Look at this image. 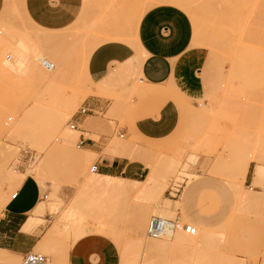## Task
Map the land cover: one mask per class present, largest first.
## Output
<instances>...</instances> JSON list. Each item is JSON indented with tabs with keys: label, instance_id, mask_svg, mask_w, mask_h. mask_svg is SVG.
<instances>
[{
	"label": "rangeland",
	"instance_id": "obj_1",
	"mask_svg": "<svg viewBox=\"0 0 264 264\" xmlns=\"http://www.w3.org/2000/svg\"><path fill=\"white\" fill-rule=\"evenodd\" d=\"M163 4L192 20V45L207 52L212 78L206 95L193 102L174 85L153 87L138 74L126 88L93 91V52L105 41H134L143 15ZM40 34L61 41H39ZM155 91L178 104L173 134L156 141L122 136L133 99ZM92 96L106 108L97 111L108 123L101 153L79 147L81 132L70 126ZM118 142L129 146L117 149ZM110 155L146 166L135 161L137 169L119 175L125 187L85 185L98 173L97 160ZM22 178L40 188L44 212L33 251L48 264H66L70 247L94 236L116 246L119 264H264V0H82L75 22L60 30L34 26L19 9L0 17V217ZM153 216L181 225L152 238ZM3 255L0 264L21 263Z\"/></svg>",
	"mask_w": 264,
	"mask_h": 264
},
{
	"label": "crops",
	"instance_id": "obj_2",
	"mask_svg": "<svg viewBox=\"0 0 264 264\" xmlns=\"http://www.w3.org/2000/svg\"><path fill=\"white\" fill-rule=\"evenodd\" d=\"M81 6L82 0H0V17L19 9L34 26L60 30L75 22ZM37 39L43 41L42 34ZM193 39L192 20L182 8L170 4L150 8L140 20L134 41L123 40L129 44L105 41L106 44H101L93 52L88 73L86 68L93 91L97 90L96 86L106 91L126 88L138 74L150 86L174 85L188 100L195 102L202 99L212 78L205 73L207 52L200 46H193ZM133 101L129 123L119 129L121 135L136 134L140 138L156 141L173 134L180 121V109L167 92L155 91L142 98L135 97ZM87 103L106 111L99 97L92 96ZM99 117L98 113L86 114L79 122V131L80 139L84 140L82 146L101 153L107 134L100 130L108 123ZM114 146L120 149L122 143H114ZM135 161L142 162L110 155L98 159L95 164L98 173L119 176L137 169ZM247 171L248 166L245 175ZM16 192V198L11 197L3 206L0 249H6L15 257H23L34 252L39 241L36 224L29 231L23 228L31 217L37 220V215L41 214L35 213L41 205L40 188L34 180L25 178ZM32 212L34 214L30 216ZM65 263L119 264L118 251L111 241L94 236L89 242L83 239L75 242L67 252Z\"/></svg>",
	"mask_w": 264,
	"mask_h": 264
},
{
	"label": "built area",
	"instance_id": "obj_3",
	"mask_svg": "<svg viewBox=\"0 0 264 264\" xmlns=\"http://www.w3.org/2000/svg\"><path fill=\"white\" fill-rule=\"evenodd\" d=\"M103 109L98 107L97 105H92L89 103H84L82 107L79 109L78 113H76L70 120V125L74 129L79 128V122L82 117L86 116L88 113H98L99 111H102ZM98 111V112H97ZM123 136V135H122ZM79 146L84 145V140L80 139V142L78 144ZM94 169L98 171V167L96 164H94ZM17 192L12 194V198H16ZM179 221H172L167 220L165 218H162L160 216H153L148 224V235L153 238H160L164 234H166L167 231L170 229H176L178 228ZM187 233L194 234L195 233V227H193L190 224H183L181 226ZM49 259L45 254L38 253V252H29L25 256L22 257L20 264H48Z\"/></svg>",
	"mask_w": 264,
	"mask_h": 264
},
{
	"label": "bare ground",
	"instance_id": "obj_4",
	"mask_svg": "<svg viewBox=\"0 0 264 264\" xmlns=\"http://www.w3.org/2000/svg\"><path fill=\"white\" fill-rule=\"evenodd\" d=\"M45 40H52V41H54V42H60L61 41V39H60V35H53V36H42ZM49 65L50 66H54V64L53 63H49ZM71 126V125H70ZM71 128H73L72 126H71ZM74 129V128H73ZM79 129V128H78ZM77 132V131H76ZM129 146V144L126 142H123V144H122V148H123V146ZM79 146V145H78ZM79 147H81V146H79ZM10 151V150H9ZM5 153H7L6 151H5ZM13 153V152H12ZM9 156H11V155H9ZM12 157V156H11ZM173 160V159H172ZM175 160V159H174ZM157 161V160H156ZM163 162V161H162ZM176 162V160L174 161V163ZM170 164V163H169ZM168 164V165H169ZM177 164V163H176ZM157 165V164H156ZM93 171H96L94 168H93ZM20 178V177H19ZM24 178V177H23ZM23 178L22 179H20V180H17V182H16V184L17 185H20L21 184V180H23ZM149 179H150V176L148 177ZM101 179V180H100ZM118 179H120L121 180V178H120V176H109V175H103V174H100V173H94V175L92 174V176L89 178V180L87 181V183H85V185L87 184L88 186H92V187H107V186H113V187H116V186H118V187H125V183L124 182H122L123 180L124 181H126L125 179H127V178H125V179H122L121 180V182H120V180H118ZM152 179V178H151ZM104 180H105V182H104ZM117 181V183H116V185L114 186V184H113V181ZM128 180V179H127ZM108 181H111L110 182V184L108 183ZM119 181V182H118ZM135 182H137V183H140L141 184V182L142 181H139V180H134ZM150 181V180H149ZM144 182V181H143ZM142 182V183H143ZM112 184V185H111ZM133 187V186H132ZM131 187V188H132ZM246 196H247V194H245ZM244 195V196H245ZM244 196H243V198H244ZM249 198V200L250 201H252V202H254L252 205H256L257 206V204H258V206L260 205V203L262 204V202L264 201L263 199V201L261 200V197L259 196V197H257V196H255V197H253V198H250V196L248 197ZM242 199V198H241ZM244 200H248L247 198H245ZM244 201H242V203H243ZM249 201H247V203H248ZM263 205V204H262ZM72 206V205H71ZM255 206V207H256ZM70 208V207H69ZM72 209H73V207H72ZM261 209V208H260ZM43 206H42V204L37 208V210L35 211V213L36 214H38V213H42L43 212ZM68 211H66V214H68L67 216H69L70 218H72L71 216L73 215V210L72 211H70L69 210V212L67 213ZM74 215H75V213H74ZM78 215V214H77ZM76 215V216H77ZM64 216H65V214H64ZM63 216V217H64ZM75 218V217H74ZM73 218V219H74ZM63 219H65V218H63ZM73 219H71V220H73ZM76 219V218H75ZM67 220V219H66ZM70 220V221H71ZM36 219L35 218H33V217H31L28 221H27V223L25 224V226H24V228H23V230L24 231H29L36 223ZM57 227V226H56ZM222 232V231H221ZM218 234V233H217ZM149 236V235H148ZM153 238V237H152ZM219 238V237H218ZM1 251V254H0V262H3L4 260H5V258H4V255H3V253L4 252H6L7 250L6 249H2V250H0Z\"/></svg>",
	"mask_w": 264,
	"mask_h": 264
}]
</instances>
